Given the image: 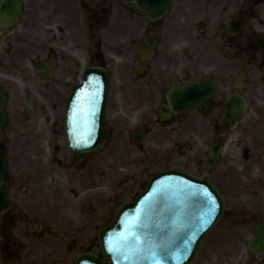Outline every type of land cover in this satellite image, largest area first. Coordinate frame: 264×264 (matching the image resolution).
Here are the masks:
<instances>
[{
	"label": "flooded vegetation",
	"instance_id": "flooded-vegetation-1",
	"mask_svg": "<svg viewBox=\"0 0 264 264\" xmlns=\"http://www.w3.org/2000/svg\"><path fill=\"white\" fill-rule=\"evenodd\" d=\"M91 67L120 72L128 110L139 113L136 121H125L128 130L133 124L137 130L125 140L143 150L160 129L168 145L174 144L173 136L194 134L204 149L221 147L215 167L225 169L221 187L238 189L247 179L250 223L262 220L264 0H169L153 21L137 0H0L5 136L34 129L37 118L45 133L60 134L68 101ZM194 83L203 86V97L211 95L202 105L175 113L166 102L168 91ZM8 143L5 137L0 143L6 157ZM178 143V149L187 146ZM5 183L10 196L14 181L7 175ZM14 211L0 217L4 259L17 246L11 234ZM251 259L264 264V255L251 254Z\"/></svg>",
	"mask_w": 264,
	"mask_h": 264
},
{
	"label": "rangeland",
	"instance_id": "rangeland-1",
	"mask_svg": "<svg viewBox=\"0 0 264 264\" xmlns=\"http://www.w3.org/2000/svg\"><path fill=\"white\" fill-rule=\"evenodd\" d=\"M128 108L120 72L113 70L107 118L111 142L81 170L68 165L72 156L64 131L51 135L18 129L8 136L16 218L11 232L21 244L15 248L18 257L13 264H73L80 253L97 246L98 232L124 202L138 193L139 184L147 183L164 169H190L188 172L222 186L223 167L211 171L200 168L206 149L198 135L189 134L183 139L173 136L174 144L168 145L165 131L156 129L139 152L125 140L124 116L136 121L139 115L126 114ZM180 141L187 146L178 149ZM169 150H174V157ZM247 185L243 178L238 189L221 187L226 215L201 243L193 264H247V242L254 228L248 223L253 202ZM39 225L43 232L37 238ZM0 264L6 263L0 259Z\"/></svg>",
	"mask_w": 264,
	"mask_h": 264
},
{
	"label": "water",
	"instance_id": "water-1",
	"mask_svg": "<svg viewBox=\"0 0 264 264\" xmlns=\"http://www.w3.org/2000/svg\"><path fill=\"white\" fill-rule=\"evenodd\" d=\"M198 90L192 87L178 94L189 96L191 101V95ZM107 91V76L89 71L71 100L67 135L79 160L86 153L98 151L106 141ZM1 105L0 97V139L5 122ZM5 170L6 163L0 154V184ZM5 208L7 203L0 192V212ZM223 211V200L209 182L183 172H162L150 180L134 202L124 204L99 233L100 249L80 255L75 264H107L105 258L111 264H191L198 245L214 230ZM251 247L264 251V222ZM100 251L104 258L99 256Z\"/></svg>",
	"mask_w": 264,
	"mask_h": 264
}]
</instances>
